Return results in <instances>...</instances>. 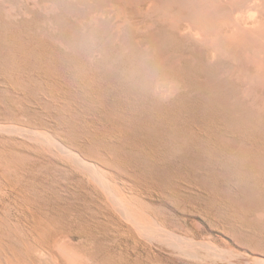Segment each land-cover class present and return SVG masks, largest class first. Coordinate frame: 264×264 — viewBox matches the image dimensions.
Here are the masks:
<instances>
[{"label":"rangeland","instance_id":"374dc122","mask_svg":"<svg viewBox=\"0 0 264 264\" xmlns=\"http://www.w3.org/2000/svg\"><path fill=\"white\" fill-rule=\"evenodd\" d=\"M0 248L264 264V0H0Z\"/></svg>","mask_w":264,"mask_h":264},{"label":"bare ground","instance_id":"6f19581e","mask_svg":"<svg viewBox=\"0 0 264 264\" xmlns=\"http://www.w3.org/2000/svg\"><path fill=\"white\" fill-rule=\"evenodd\" d=\"M24 130H25V129H24ZM29 131H30V130H29ZM32 134H33V133H32ZM35 134H36V133H35ZM35 134H33V136H34ZM43 135H44V134H43ZM24 136H25V134H24ZM22 137H23V136H22ZM35 137L38 138L39 140L44 141V142H48V139L46 140L45 137L38 136V135H36ZM50 143H51V142H50ZM51 144H52V143H51ZM48 145L50 146L49 143L47 144V146H48ZM51 147H53V146H50V148H51ZM57 147H58V149H59L58 144H57ZM57 147H56V150H57ZM42 148H43V147H42ZM54 148H55V146H54ZM52 149H53V148H52ZM64 150H65V149H64ZM50 152H51V150H50ZM66 154L69 155L68 153H66ZM60 155H61V154H60ZM70 156H71V154H70ZM70 156H69V157H70ZM66 157H68V156H66ZM69 157H68V158H69ZM61 158H62V157H61ZM71 158H73V156H71ZM75 160H76V159H75ZM2 163H4V162H2ZM5 163H7V162H5ZM5 163H4V164H5ZM79 163H80V162H79ZM82 164H83V162H82ZM87 164H88V163H87ZM87 164L84 166V168L86 167V168L84 169V171H91V170H89L90 167H89ZM93 165H94V164H93ZM81 168H83V167H81ZM86 169H87V170H86ZM82 170H83V169H82ZM96 178H97V177H96ZM88 179H90V178H88ZM94 179H95V178H94ZM80 181H81V180H80ZM82 181H83V180H82ZM95 181H96V180H95ZM100 181H101V180H100ZM96 182H99V181H96ZM104 182H105V180H104ZM104 182H103V183H104ZM99 183H100V182H99ZM106 183H107V182H106ZM108 183H110V182L108 181ZM104 184H105V183H104ZM105 185H106V184H105ZM108 185H109V184H108ZM87 186H88V184H87ZM89 186H90V185H89ZM97 186L99 187V185H97ZM100 186H101V185H100ZM102 186H103V185H102ZM102 186H101V187H102ZM107 187H109V186H107ZM107 187H106V188H107ZM90 188H92V187H90ZM103 188H104V187H103ZM103 188H102V189H103ZM93 189H94V188H93ZM96 189H97V188H96ZM106 190H108V189H106ZM106 190H105V191H106ZM147 191H148V190H147ZM149 191H151V190H149ZM125 192H126V191H125ZM130 192H131V191H130ZM153 192H154V191H153ZM134 193H135V192H134ZM149 193H151V192H149ZM126 194H127V193H126ZM128 194H129V193H128ZM131 194H132V193H131ZM109 195H110V194H109ZM144 195H145V193H144ZM146 195H147V194H146ZM150 195H153V194H150ZM154 195H155V193H154ZM112 196H113V195H112ZM124 196H125V194H124ZM129 196L131 197V195H129ZM101 197H102V196H101ZM125 197H126V196H125ZM127 197H128V196H127ZM127 197H126V198H127ZM133 197H134V195H133ZM142 197H143V196H142ZM142 197H141V198H142ZM110 198H111V200H112V197H110ZM117 198L119 199V197H117ZM121 198H122V197H121ZM121 198H120L119 200H122ZM126 198H125V199H126ZM135 198H136V197H134V199H135ZM143 198H144V197H143ZM147 198H148V197H147ZM147 198H146V199H147ZM131 199H132V198H131ZM150 199H151V198H150ZM135 200H136V199H135ZM141 200H142V199H141ZM153 200H154V198H153ZM116 201H117V200H116ZM125 201H126V200H125ZM117 202H118V201H117ZM123 202H124V198H123ZM123 202H121V203H123ZM149 202H150V201H149ZM151 202H152V200H151ZM105 203H106V202H105ZM114 203H115V201H114ZM124 203H126V202H124ZM124 203L122 204V206L124 205ZM140 204H141V201H140ZM103 205H104V204H103ZM105 205H106V204H105ZM108 205H109V203H107V205H106V209H107V210L109 209ZM118 205H120V204H118ZM126 205H128V203H126ZM148 205H149V204H148ZM109 206H111V204H110ZM113 206H114V205H113ZM120 206H121V205H120ZM139 206H140V205H139ZM151 206H152V205H151ZM107 207H108V208H107ZM115 207H116V206H115ZM152 207H153V206H152ZM102 208H103V207H102ZM110 208H111V207H110ZM128 208H129V207H128ZM141 208H142V207H141ZM148 208H149V207H148ZM116 209L118 210V212H119V211L123 212V209H125V211H126V208H123V207H122V208L119 207V208H116ZM129 209H130V208H129ZM150 209H152V208H150ZM155 209H156V208H155ZM110 210H111V209H109V212H110ZM111 211H112V213H113V210H111ZM114 211H115V210H114ZM132 211H133V210H132ZM148 211H149V210H148ZM126 212H128V210H127ZM136 212H137V211H136ZM138 212H139V210H138ZM110 213H111V212H110ZM114 213H116V211H115ZM114 213H113V214H114ZM130 213H132V212H131V211L129 212V216H130ZM133 213H135V212L133 211ZM133 213H132V214H133ZM147 213H148V212H147ZM159 213H160V212H159ZM113 214H112V215H113ZM116 214H118V213H116ZM144 214H145V213H144ZM107 215H108V214H107ZM118 215H119V214H118ZM122 215H123V214H122ZM125 215H126V214H125ZM135 216H136V214H135ZM118 217H119V216H118ZM118 217H116V218H118ZM125 217H126V216H125ZM128 218H129V217H128ZM130 218H131V219H132V218L135 219L134 216H133V217H130ZM130 218H129V219H130ZM145 218H146V217H145ZM118 219H119V218H118ZM122 219H123V218H122ZM144 220H145V219H144ZM33 221H34V220H33ZM107 221H108V220H107ZM119 222H120V221H119ZM122 222H124V221H122ZM129 222H130V221H129ZM139 222H140V220H139ZM150 222H152V221H150ZM159 222H160V221H159ZM124 223H125V222H124ZM131 223H133V222H131ZM144 223H145V222H144ZM161 223H162V222H161ZM116 224H117V223H116ZM126 224H127V223H125V225H126ZM138 224H139V223H138ZM32 225H33V224H32ZM32 225H31V226H32ZM121 225H122V224H121ZM123 225H124V224H123ZM127 225H128V224H127ZM129 225H130V224H129ZM132 225H133V224H132ZM135 225H136V224H135ZM140 226H141V225H140ZM145 226H147V225H145ZM149 226H150V225H149ZM163 226H164V225H163ZM40 227H42V226H40ZM128 227H129V228H127V227H125V228L130 229V227H131L130 230L133 229L132 226H128ZM50 228H51V227H50ZM50 228H48V229H50ZM142 228H143V227H142ZM43 229H44V228H43ZM48 229H47V230H48ZM136 229H137V228H136ZM156 229H157V230H156ZM156 229H154V228H153V229H152V228H149V230H148L147 228H146V229L144 228V230H145L144 232L147 233V238H150L151 241H152V240H158L157 242H160L162 246L166 245V246L172 247V248H174V249H178V248H179V246H177V245L174 244L175 241H174V240L172 241V238H171V237H170L171 239H168V238L165 239L164 237H168V236L162 234V232H161L162 230L159 231L158 228H156ZM115 230H117V229L115 228ZM118 230H119V229H118ZM122 230H123V229H122ZM125 230H126V229H125ZM125 230H124V231H125ZM139 230H140V229H139ZM163 230H164V228H163ZM30 231H31V232H29V233L31 234V233H32V230H30ZM50 231H51V230H50ZM50 231H48V232H50ZM124 231H123V233H124ZM132 231L135 232V229L132 230ZM132 231H130V233H131ZM167 231H168V230H167ZM167 231H166V233H167ZM172 231H173V230H172ZM117 233H118V231H117ZM123 233H122V235H123ZM135 233H136V235H137V232H135ZM175 233H176V232H175ZM118 234H119V233H118ZM120 234H121V233H120ZM133 234H134V233H133ZM168 234H169V233H168ZM19 235H20V234H19ZM45 235H46V233H45ZM45 235H44V236H45ZM48 235H49V234H48ZM126 235H128V234H126ZM129 235H130V234H129ZM139 235H141V234H139ZM29 236H30V235H28V237H29ZM118 236H119V235H118ZM170 236H171V235H170ZM42 237H43V236H42ZM127 237H128V236H127ZM127 237H126V238H127ZM130 237H131V236H130ZM172 237H173V236H172ZM31 238H32V237H30V239H31ZM132 238H134V237H132ZM144 238H146V237H144ZM174 238H175V237H174ZM177 238H178V237H177ZM28 239H29V238H28ZM129 239H130V238H129ZM192 239H193V238H192ZM146 240H147V239H146ZM148 240H149V239H148ZM175 240H176V239H175ZM180 240H181V239H180ZM28 241H29V240H28ZM44 241H45V240H44ZM50 241H51V240H50ZM131 241H132V240H131ZM176 241H177V240H176ZM195 241H196V240H195ZM22 242H23V241H22ZM202 242H203V241H202ZM45 243H46V242H45ZM45 243L43 242L44 247H45ZM122 243H123V242H122ZM151 243H153V242H151ZM191 243H192V242H191ZM191 243H189V244H191ZM35 245H36V244H35ZM40 245H41V244H40ZM43 245L41 246L42 248H43ZM46 245H47V244H46ZM49 245H50V244H49ZM1 246H2V245H1ZM28 246H31V244L28 245ZM138 247H139V246H138ZM28 248H30V250H32L31 248H33V247L31 246V247H28ZM34 248H35V247H34ZM38 248H39V247H38ZM48 248H49V247H48ZM143 248H144V247H143ZM160 248H163V249H164V247H160ZM0 249H1V248H0ZM22 249H23V248H22ZM36 249H37V247H36L35 249H33V251H34L33 255L37 254V253H35V252L41 250V249H39V250H38V249L36 250ZM44 249H45V248H44ZM46 249H47V248H46ZM46 249H45V250H46ZM125 249H126V248H125ZM190 249H191V248H190ZM7 250H8V249H7ZM24 250H26V249L24 248ZM28 250H29V249H28ZM146 250H147V249H146ZM179 250H181V249L179 248ZM186 250H187V249H186ZM1 251H2V250H1ZM21 251H22V250H21ZM46 251H48V250H46ZM50 251H51V249H50ZM50 251H48V252H50ZM149 251H150V250H149ZM169 251H170V250H169ZM182 251H183V250H182ZM7 252H8V251H7ZM7 252H6V253H7ZM41 252H42V251H41ZM130 252H131V251H130ZM150 252H151V251H150ZM150 252H149V253H150ZM1 253H2V252H1ZM23 253H24V252H23ZM25 253H26V252H25ZM27 253H28V252H27ZM45 253H46V252H45ZM169 253H172V252H169ZM173 253H174V251H173ZM191 253H192V252H191ZM196 253H197V252H196ZM2 254H3V253H2ZM4 254H5V253H4ZM29 254H30V253H29ZM29 254H26V255H29ZM182 254H183V253H182ZM5 255H6V254H5ZM12 255L14 256V253H13ZM20 255H21V254H20ZM33 255H32V256H33ZM37 255H38V254H37ZM173 255H174V254H173ZM175 255H176V254H175ZM178 255H179V254L176 255L177 258H178ZM195 255H196V254H195ZM10 256H11V255H10ZM10 256H9L8 259H10ZM13 256H12V257H13ZM22 256H23V254H22ZM179 256H180V255H179ZM198 256H199V255H198ZM3 257L5 258L6 256H3ZM14 257H15V256H14ZM14 257H13V258H14ZM24 257H25V254H24ZM29 257H30V255H29ZM42 257H44V256H42ZM181 257H182V256H181ZM209 257H210V256H209ZM1 258H2V257H0V259H1ZM31 258H32V257H31ZM179 258H180V257H179ZM179 258H178V259H179ZM183 258H184V257H183ZM185 258H186V257H185ZM2 259H3V258H2ZM16 259H19V258H18V254H17V258H16ZM16 259L14 258L13 260H12V259H11V260H12V261H17ZM24 259H25V258H23V260H24ZM27 259H28V258H26V261H27ZM42 259H43V258H42ZM216 259H217V258H216ZM224 259H225V258H224ZM4 260H5V259H4ZM21 260H22V259H21ZM44 260H45V257H44L43 261H44ZM46 260H48V259H46ZM244 260H245V259H244ZM0 261H1V260H0ZM12 261H10V262H6V260H5L6 264H18V263L21 264V262H19L20 259H19L16 263H14V262H12ZM26 261L24 262L25 264H27V262H29V260H28L27 262H26ZM31 261H33V259H31ZM43 261H42V263H43ZM1 262L4 263L3 260H2ZM1 262H0V264H2ZM46 262H47V261H46ZM197 262H198V261H197ZM222 262H223V261H222ZM29 263H30V262H29ZM263 263H264V261H263ZM4 264H5V263H4ZM34 264H35V263H34ZM52 264H53V263H52ZM54 264H55V263H54ZM59 264H61V263H59Z\"/></svg>","mask_w":264,"mask_h":264}]
</instances>
